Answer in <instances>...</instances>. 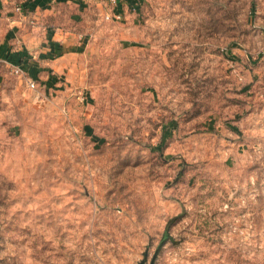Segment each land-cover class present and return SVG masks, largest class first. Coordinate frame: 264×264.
<instances>
[{
  "label": "rangeland",
  "instance_id": "1",
  "mask_svg": "<svg viewBox=\"0 0 264 264\" xmlns=\"http://www.w3.org/2000/svg\"><path fill=\"white\" fill-rule=\"evenodd\" d=\"M89 1L0 63V264H264V0Z\"/></svg>",
  "mask_w": 264,
  "mask_h": 264
},
{
  "label": "crops",
  "instance_id": "2",
  "mask_svg": "<svg viewBox=\"0 0 264 264\" xmlns=\"http://www.w3.org/2000/svg\"><path fill=\"white\" fill-rule=\"evenodd\" d=\"M89 2L0 0V63L6 67L9 62L20 64L31 80L37 70H46L48 76L70 68L82 38L70 23ZM122 4L125 1L118 0L115 8L119 15ZM16 7L21 8L20 13Z\"/></svg>",
  "mask_w": 264,
  "mask_h": 264
},
{
  "label": "built area",
  "instance_id": "3",
  "mask_svg": "<svg viewBox=\"0 0 264 264\" xmlns=\"http://www.w3.org/2000/svg\"><path fill=\"white\" fill-rule=\"evenodd\" d=\"M105 2H107L109 5L112 6L111 10H112V12H114V16L116 18H119L120 15L115 12V8H116V5H117L118 0H105ZM15 10L17 12H19V13L21 12V8L20 7H16ZM8 68L10 69V72L12 74L17 75V76H24V78L26 80V86L29 89H31L33 92L36 93V97L37 98L38 97H41L40 92L37 90L35 81L34 80H31L29 78V76L26 73V70L23 69L20 64H16V63L9 62L8 63Z\"/></svg>",
  "mask_w": 264,
  "mask_h": 264
}]
</instances>
